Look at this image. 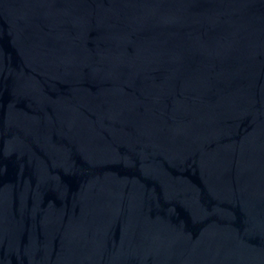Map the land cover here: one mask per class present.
Here are the masks:
<instances>
[{
  "label": "water",
  "instance_id": "1",
  "mask_svg": "<svg viewBox=\"0 0 264 264\" xmlns=\"http://www.w3.org/2000/svg\"><path fill=\"white\" fill-rule=\"evenodd\" d=\"M0 264H264V0H0Z\"/></svg>",
  "mask_w": 264,
  "mask_h": 264
}]
</instances>
